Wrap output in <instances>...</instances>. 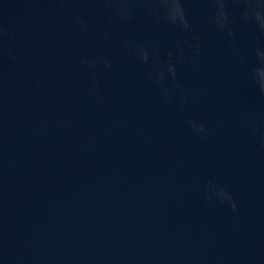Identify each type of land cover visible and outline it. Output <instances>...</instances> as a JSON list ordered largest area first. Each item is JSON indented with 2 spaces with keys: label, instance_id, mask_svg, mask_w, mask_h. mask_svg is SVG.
Wrapping results in <instances>:
<instances>
[{
  "label": "water",
  "instance_id": "water-1",
  "mask_svg": "<svg viewBox=\"0 0 264 264\" xmlns=\"http://www.w3.org/2000/svg\"><path fill=\"white\" fill-rule=\"evenodd\" d=\"M182 6L0 0V264H264V32Z\"/></svg>",
  "mask_w": 264,
  "mask_h": 264
},
{
  "label": "clouds",
  "instance_id": "clouds-1",
  "mask_svg": "<svg viewBox=\"0 0 264 264\" xmlns=\"http://www.w3.org/2000/svg\"><path fill=\"white\" fill-rule=\"evenodd\" d=\"M216 6V15L214 17V23L218 30L224 31L229 23V15L226 11L227 0H213ZM239 3L244 5V11L242 18L245 21H254L261 32H264V0H238ZM159 3L164 5L167 19L174 25L178 24L184 29L188 28L187 19L184 14L182 0H159ZM198 39V38H196ZM178 47H180L178 45ZM198 51V49H197ZM137 54L145 61L148 60V54L143 49H137ZM256 55L260 60L264 61V52L257 51ZM171 56V54H170ZM106 68H111V65L105 62ZM150 78L151 77V74ZM167 75L171 81L175 84L177 80L175 65L169 60L167 67ZM253 80L258 85L259 90L264 94V71L256 70L253 73ZM165 72L160 71L154 78V82L160 85L164 89V94L167 97L168 92L165 86ZM178 90L182 92L179 85L176 84ZM189 124L195 127L194 121H189ZM199 131L206 132L202 126Z\"/></svg>",
  "mask_w": 264,
  "mask_h": 264
}]
</instances>
